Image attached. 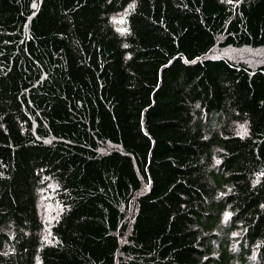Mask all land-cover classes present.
Segmentation results:
<instances>
[{"label": "trees", "instance_id": "16d2710c", "mask_svg": "<svg viewBox=\"0 0 264 264\" xmlns=\"http://www.w3.org/2000/svg\"><path fill=\"white\" fill-rule=\"evenodd\" d=\"M263 59L264 0H0V264H264Z\"/></svg>", "mask_w": 264, "mask_h": 264}, {"label": "rangeland", "instance_id": "374dc122", "mask_svg": "<svg viewBox=\"0 0 264 264\" xmlns=\"http://www.w3.org/2000/svg\"><path fill=\"white\" fill-rule=\"evenodd\" d=\"M119 18H116L115 20H118ZM121 20H122V18H121ZM119 26V25H118ZM241 54H242V56H245L246 55V52H245V50L243 51V50H238ZM263 62H264V59H263ZM264 64V63H263ZM46 205H47V207H48V202L46 201ZM45 206L44 205H42V208H44ZM47 209H45V211H46ZM43 217L44 218H47V220H51V216H50V210H47V212H45L44 214H43Z\"/></svg>", "mask_w": 264, "mask_h": 264}]
</instances>
